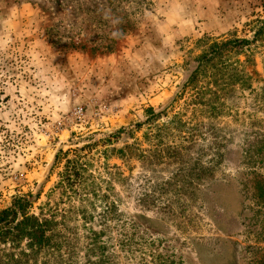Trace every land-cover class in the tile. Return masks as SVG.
I'll return each mask as SVG.
<instances>
[{
  "label": "rangeland",
  "instance_id": "rangeland-1",
  "mask_svg": "<svg viewBox=\"0 0 264 264\" xmlns=\"http://www.w3.org/2000/svg\"><path fill=\"white\" fill-rule=\"evenodd\" d=\"M256 19L264 20V0H0V211L30 192L45 200L61 171L53 165L60 150L80 149L90 137L114 135L116 147L143 142L148 109L182 105L174 100L194 68L196 43L248 38L246 25ZM262 55L247 67L257 90ZM237 107L223 163L195 204L174 199L165 209L170 194H157L142 208L141 195L174 168L146 171V187L139 162H109L131 179L120 209L147 250L181 264L264 259V197L244 189L251 171L264 178V109L249 94Z\"/></svg>",
  "mask_w": 264,
  "mask_h": 264
},
{
  "label": "trees",
  "instance_id": "trees-1",
  "mask_svg": "<svg viewBox=\"0 0 264 264\" xmlns=\"http://www.w3.org/2000/svg\"><path fill=\"white\" fill-rule=\"evenodd\" d=\"M246 33L248 38L204 37L196 43L199 54L193 59L194 68L174 100L182 105L159 113L147 110L150 131L141 143H148L149 149L138 141L116 147L112 135L98 142L90 137L80 149L60 150L53 165L61 171L45 200L40 202L41 195L30 192L13 197L0 211V264H181L135 241L120 209L132 187L131 179L109 162L116 158L126 168L132 161L139 162V180L144 177L146 187L150 181L144 176L146 171L174 168L167 180L152 184V194L141 195L142 208L154 206L149 198L160 200L168 194L165 209H172L174 199L187 198L195 204L201 187L214 179L223 163L231 136L227 129L241 118L237 103L249 94L264 109V85L255 89L247 71L256 55H262L258 50L264 48V20L248 23ZM262 65L264 70V57ZM246 116L255 118L253 113ZM163 118L167 120L160 124ZM224 118H228L225 123ZM255 154L251 146L247 153L250 170L257 162ZM251 172L253 177L244 189L264 197V178L260 181ZM250 264H264V259H252Z\"/></svg>",
  "mask_w": 264,
  "mask_h": 264
}]
</instances>
